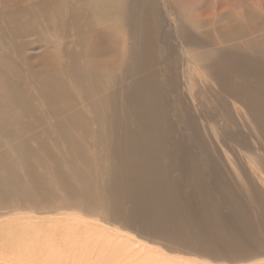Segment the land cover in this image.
Returning a JSON list of instances; mask_svg holds the SVG:
<instances>
[{
    "label": "bare ground",
    "instance_id": "bare-ground-1",
    "mask_svg": "<svg viewBox=\"0 0 264 264\" xmlns=\"http://www.w3.org/2000/svg\"><path fill=\"white\" fill-rule=\"evenodd\" d=\"M7 1L10 10L6 0H0V130L14 142L0 149V163L5 166L0 164V199L31 201L42 195L47 201L82 203L131 226L144 225V218L154 219L162 210L163 217L154 224L163 233H157L161 229L153 223L142 227L155 231L160 242L172 245L166 235L181 240L185 233L193 246L195 239L205 243L213 242L212 238L231 244L234 239L223 238V229L212 230L214 235L208 237L201 235L202 229L173 228L172 212L179 209L189 217L187 207L196 200L205 211L203 217L219 224L217 211L227 206L228 216L240 219L245 234L261 239L264 154L249 150L246 166L234 165L223 139L214 135V127L206 125L199 113L187 83L185 95L178 94V77L194 73L196 77L242 78L236 84L227 82L235 92L228 104L255 120L253 126L243 123L264 153V0H211V10L204 13L193 8L202 0H33L35 9L29 17L20 14L29 5L15 7L16 0ZM217 3L230 11L223 21L216 27L191 28L189 19L210 21ZM162 26L170 27L167 41L162 39ZM48 27L58 28L57 33L63 32L67 39L56 44V55L7 56V35L13 38L35 31L38 40H44ZM211 39L217 43L228 39L236 47L205 49ZM15 43L17 51L25 46ZM239 45H249L248 50ZM13 77L31 78L38 102L34 92L19 87ZM246 77L253 81L247 83ZM170 98L174 114L183 112L185 125L174 126L168 114ZM48 117L52 121L27 135L33 144L14 131L31 129ZM184 127L191 138L178 135ZM87 144L97 147L93 154ZM189 148L202 153L207 166L203 172L197 170ZM12 160L21 162V167L12 166ZM224 173L233 179L232 184ZM250 209H257L262 220L251 219ZM81 222H3V264H168L125 249L121 236Z\"/></svg>",
    "mask_w": 264,
    "mask_h": 264
},
{
    "label": "rangeland",
    "instance_id": "rangeland-1",
    "mask_svg": "<svg viewBox=\"0 0 264 264\" xmlns=\"http://www.w3.org/2000/svg\"><path fill=\"white\" fill-rule=\"evenodd\" d=\"M32 1L33 0H16L13 6L15 7L16 5L22 6V4H24V6L29 5L26 12L20 13V14L24 13L29 17L32 15L31 12L35 9L32 6ZM10 4L11 3L6 0L5 6L8 7V10L11 9ZM211 5H212L211 0H202L201 2L195 3L193 5V8L198 10L199 12L204 13L206 10H211L210 9ZM215 5H216V9L214 13L212 12V19L210 21L208 19H200V18H198L197 20L189 19L188 22L191 28H193L194 30H200L201 27L204 25H212L216 27L218 23L223 21L224 18L230 13V11L228 10L227 7L219 3ZM178 14L181 16L182 14H184L182 12V9L179 10ZM45 30L47 33L45 35H47V37L44 40H38L39 34L38 32L36 33L35 31L20 32L19 35L18 34L14 35L13 38L7 35L6 40H4L5 42L4 48L7 51V56L8 57L12 56L14 58L26 56L27 58L30 57L29 59H31L34 58V56L39 55L40 53L53 54L56 51L57 45H62L64 41L65 42L67 41V39H65V36L63 35V32L58 31L57 33V30H59L58 28L48 27ZM169 30H170L169 26H162L160 29L161 35L164 37V38L162 37V39L165 41L168 40ZM215 34L219 35L220 33L215 32ZM15 42H21L25 46L22 47L21 50L17 51L15 48L18 46ZM219 45L231 46L228 39L223 40L221 43H217L216 41L211 39L210 44L205 45L204 48L209 49L211 47H217ZM239 46L240 48H244V49H247L246 48L247 46L249 47V45H244V46L239 45ZM231 47H236V46H231ZM164 48L165 47H163L162 49ZM223 50L232 51L234 53L236 51L234 48H230V49L224 48ZM55 53L53 55H56ZM216 56H223V54L217 53ZM25 68L26 67H24L23 69ZM64 78L68 80L66 77ZM244 80L247 83H251L253 81V78L246 77ZM13 81H15L18 84V86L21 88H25L28 91H33L34 102H38L39 96L35 90V85L31 78L13 77ZM178 81H179L178 94L181 95V93H184L185 95V91L183 88H185L184 84L187 83L189 91L193 94V100L200 109L199 113L201 112V116L205 117L206 125L210 127H214L215 129L214 135H217L218 139L219 138L223 139L225 147L229 152L232 153L231 156L234 165L245 167L246 162L244 159L246 157L250 159V155L248 153L249 150H252L254 153L259 152L261 154H264L262 153L263 150L261 151L260 149L257 148L258 145L256 144V141L249 136L250 133L247 129V126L245 127L244 125L245 121L250 122L252 126L256 125L255 120H253L251 117H245L244 112L240 113L238 109L235 110L231 108V106H229L228 104V100H232L231 95L235 92L227 84V82H232L236 84L237 82H242L243 81L242 78L237 76L227 77L226 79H223L222 77H196L194 73H192V77H182V75L180 74V77H178ZM219 82H222L223 85L221 86ZM163 87H164L163 89L167 87L165 81L163 83ZM172 103H173V99L170 98L169 99L170 106H169L168 114L170 118H173L174 126L179 127L182 124L185 125L184 121L182 120L183 118L181 117V115H184L183 112H179L177 113V115H175L174 113L176 109L174 107L175 105L172 106ZM233 105H235V108H239L237 106L239 105L238 102H233ZM42 107L43 106H41V109L45 110V108ZM171 110L173 111V113H171ZM50 121H52V118L48 117L45 123L31 126L32 130L31 129L22 130L19 128H14L15 130L14 129L12 130H14L17 134H20L22 139L28 138L29 142L33 144L31 139L28 137L29 136L28 134H31L34 131H40V129L44 127L43 124L45 125ZM261 122L263 123V121ZM184 128L185 130L180 128V130H178L177 132L180 138L185 139L187 136L191 138L190 131L188 130V128L186 127ZM175 134H176V130H175ZM13 142L14 140L6 139V137L3 136L0 130V149L7 148L11 144H13ZM51 142H56V140L55 139L54 141L51 140ZM191 142L193 143L192 139ZM59 145L61 144L59 143ZM188 145L189 147L192 146V144H188ZM88 148L90 149L89 152L91 154H93V152H95V150L97 149V147L93 145H88ZM192 153L197 170L203 172L204 169H207V166L203 158L201 157L202 153L198 154L197 149H195L194 152L192 151ZM14 163L16 167H21V162H19L18 160L16 162L14 160L11 161L12 166H14L13 165ZM0 164L2 167H5L2 163ZM178 173L180 174V171ZM224 176H226V180H228L230 184H232L233 179L228 177V174L226 173H224ZM186 177L190 178L189 174H187ZM214 188L215 187L212 186L213 190H215ZM0 195L2 196L3 194ZM129 206L131 205H128V207ZM200 206L201 205L196 200L190 203V206L187 207V213L189 217L187 216L185 217L183 215L185 213L179 211V209L178 212H172V214L170 215L171 217H169V219L171 224L173 225V228L181 229L182 231L184 228L186 232L194 231L195 229L196 230L198 229L199 231L200 229H202L201 235L202 236L205 235L208 237L214 235V233L220 231V229H223L224 231L223 238L232 237L234 239V241H232L231 244L227 245L225 242H221V241L219 242L218 240L212 238L213 242H205V243L200 239H195L198 246L197 245L193 246V244H191L189 240L185 239V237H188L185 235V233L183 235H180V238L184 237V239L181 240L175 239L173 238L174 235H169L167 233L168 234L166 235L167 239H169L170 243L172 244V245H168L165 242H160L159 237L156 235L157 233H163V228L162 227L159 228L156 224H154V222L157 221V220L155 221V219H158L159 216L160 217L162 216L163 214L162 210H159L158 212L159 215L157 213L154 219L152 218V216H148L143 220L146 225H152L153 223L154 225L157 226V230L161 229L159 231H156L157 232L156 233L153 230L142 229V227L145 224L140 226L137 225L131 226V223L124 221L121 218H119L120 221H116V219H113L111 216L105 215L104 211H99V210L91 211L88 208H86V206H83L82 203L78 205L76 203H72L69 201H57V200L47 201L44 199V196L42 195L35 197L31 201H22L21 199H18L16 197L10 199H0V226L2 225L3 222L9 220L14 221V219L15 221L28 220L39 223H45L52 219L53 220L75 219L82 221L81 223H84L89 227L102 228L104 230L109 231L110 234H117L121 236V239L124 240V242L127 245L125 249H131L137 251L138 253H143V255L144 254L150 255L168 264L170 263L171 264H264V239H263L264 235L260 236L261 239L260 238L254 239L253 237L254 235L245 234V228L242 225L240 219L238 218L234 219L228 216L229 209L227 206H223L219 208L220 209L219 211H217L219 212L217 213V215L219 214L218 216L221 217L219 224L215 220L213 221L209 217L208 218L203 217L202 213L205 214V211L202 210ZM181 212L183 213L182 215ZM249 212H250L249 213L250 217H253L251 219H254L257 222L258 220L261 219L260 217L261 214L257 209L255 211L254 209H250ZM256 212L258 214H256ZM178 217H181V219ZM184 224L185 227L183 226ZM212 230L214 231V233ZM169 231L172 232L171 230ZM260 241H262V243H260ZM172 246H176V247H172ZM15 257L16 256H14V258ZM4 259L5 258L2 259L0 257V264L4 263Z\"/></svg>",
    "mask_w": 264,
    "mask_h": 264
}]
</instances>
